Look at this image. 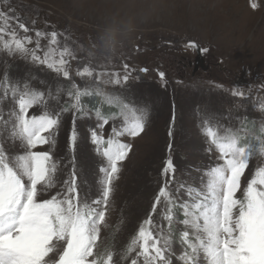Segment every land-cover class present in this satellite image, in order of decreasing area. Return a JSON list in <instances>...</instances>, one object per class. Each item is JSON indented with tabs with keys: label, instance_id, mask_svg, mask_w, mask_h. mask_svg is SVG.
<instances>
[{
	"label": "snow or ice",
	"instance_id": "snow-or-ice-1",
	"mask_svg": "<svg viewBox=\"0 0 264 264\" xmlns=\"http://www.w3.org/2000/svg\"><path fill=\"white\" fill-rule=\"evenodd\" d=\"M250 7L255 10L259 5L253 0ZM35 25L36 20L25 18L11 0H0V53L30 60L69 81L66 88L42 90L33 86L31 77L16 79L7 71L0 73V264H264V166L250 180L245 178L243 189L241 185L250 160L264 157V121L249 130L243 120L234 127L208 114L201 129L213 163L199 177L189 175L191 183L181 180L169 143L163 179L148 214L126 243L100 250L115 182L131 149L121 138L138 137L146 120L143 109L108 94L102 85L126 84L135 69L123 63L121 76L106 66L92 67L89 58L90 63L75 72L85 82L81 88L71 79L70 60L78 58L71 38L61 39L62 34L42 32ZM30 31H35V40ZM158 75L164 82L165 73ZM253 87L264 91V82L249 85L247 93L237 86L231 95L264 113V96L253 98ZM93 97L116 105L118 114L106 116L98 107H87L84 98ZM66 113H72L74 126L67 157H57V136ZM78 117L96 121L88 133L101 165L95 198L82 191L79 181ZM110 121L111 134L105 136ZM168 135L172 136L171 130ZM43 146L46 149L39 150ZM54 189L55 194L41 198ZM237 192L242 196L237 197Z\"/></svg>",
	"mask_w": 264,
	"mask_h": 264
},
{
	"label": "rangeland",
	"instance_id": "rangeland-1",
	"mask_svg": "<svg viewBox=\"0 0 264 264\" xmlns=\"http://www.w3.org/2000/svg\"><path fill=\"white\" fill-rule=\"evenodd\" d=\"M252 2L11 0L25 18L36 20L35 29L46 33L56 31L62 34L61 39L64 35L71 38L78 58L70 60V74L81 88L85 82L75 72L88 65L89 58L92 67L106 66L107 71L119 72L121 76L123 63L135 69L126 84L102 85L108 94L119 95L143 109L146 120L145 129L138 137L121 138L131 144V149L122 162L106 225L101 229L98 242L101 251L112 244L126 243L148 214L152 197L163 179L161 171L169 156V143L181 180L191 183L189 175L199 177L205 166L213 163L201 129L205 114L234 127H240L243 120L249 130L258 129L264 121V113L253 110L250 101L231 95L237 86L247 93L249 85L264 82V0H255L259 5L255 10L250 7ZM28 35L35 40V31ZM192 41L201 49H208L202 52L208 62L206 70L199 67L194 71L195 52L185 47L186 42ZM41 44L46 45L47 40L42 39ZM141 68H147L148 72L139 71ZM5 71L16 79L31 77L33 86L42 90L56 91L69 83L44 66L0 53V73ZM159 72L165 73L164 82ZM217 84L223 88H217ZM252 96H264V91L257 92L253 87ZM66 99L62 97V102ZM83 102L89 108H100L106 116L119 112L116 105L103 103L100 97L84 98ZM32 113L39 114V110L33 109ZM95 124L94 117H78L75 122L80 134L75 152L79 181L82 191L92 198L98 194L96 181L101 166L88 135ZM73 126L72 113L64 114L55 147L57 157H67ZM112 126L110 121L104 127L105 136L111 134ZM260 166H264V157L250 160L241 178L242 189L246 186L245 178L250 180ZM55 191L41 198H49ZM236 195L241 197L242 192Z\"/></svg>",
	"mask_w": 264,
	"mask_h": 264
},
{
	"label": "water",
	"instance_id": "water-1",
	"mask_svg": "<svg viewBox=\"0 0 264 264\" xmlns=\"http://www.w3.org/2000/svg\"><path fill=\"white\" fill-rule=\"evenodd\" d=\"M190 43H194L195 45H197V47L193 48L191 47L194 51H195V60H194V71L197 70V68L201 67L203 70H206V66L203 64V59H202V55H201V48L200 46L195 43V42H186V46L190 47Z\"/></svg>",
	"mask_w": 264,
	"mask_h": 264
},
{
	"label": "flooded vegetation",
	"instance_id": "flooded-vegetation-1",
	"mask_svg": "<svg viewBox=\"0 0 264 264\" xmlns=\"http://www.w3.org/2000/svg\"><path fill=\"white\" fill-rule=\"evenodd\" d=\"M202 59H203V64L206 66H208V62H206V58L203 56V54H202ZM194 62V61H193ZM208 69H209V67H207ZM207 69V70H208ZM196 73V72H195Z\"/></svg>",
	"mask_w": 264,
	"mask_h": 264
}]
</instances>
